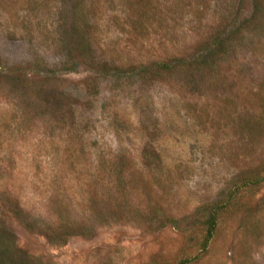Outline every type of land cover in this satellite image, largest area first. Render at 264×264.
<instances>
[{"label": "rangeland", "instance_id": "374dc122", "mask_svg": "<svg viewBox=\"0 0 264 264\" xmlns=\"http://www.w3.org/2000/svg\"><path fill=\"white\" fill-rule=\"evenodd\" d=\"M0 254L264 264V0H0Z\"/></svg>", "mask_w": 264, "mask_h": 264}, {"label": "trees", "instance_id": "16d2710c", "mask_svg": "<svg viewBox=\"0 0 264 264\" xmlns=\"http://www.w3.org/2000/svg\"><path fill=\"white\" fill-rule=\"evenodd\" d=\"M227 10V9H226ZM243 11H241V5L240 3L236 6L235 2L233 4H229V10L227 13H223V21H221L220 15L216 20H212L213 24L212 27L214 29V32L209 35L205 42H203L201 45L198 44L196 48L191 52L189 58L185 59H172L168 62L162 63L160 65V68L163 69L165 72H169L172 68L183 65V64H191L195 63L202 66H209L211 63L213 64L215 62L214 56L215 55H223L225 56L229 50L228 42L231 41V33L234 32L235 29L239 28L242 22H244V17L240 19L238 22V18L243 14ZM227 20H230L227 22ZM239 23L238 25H236ZM216 24V25H215ZM139 28L143 29V26L141 24L139 25ZM230 31V35H229ZM232 36V35H231ZM210 37V38H209ZM262 179V178H260ZM259 178L256 179V182L260 181ZM222 207V204H212L209 205L206 210L208 211L207 214V220H206V228L203 236V247L207 244V242L210 240V238L213 236V231L215 228V225L217 223V216L219 214V209ZM6 248H4V255ZM2 257L3 254H0ZM187 260H181L178 264H185ZM3 261L0 260V264H2ZM5 264V259H4Z\"/></svg>", "mask_w": 264, "mask_h": 264}]
</instances>
